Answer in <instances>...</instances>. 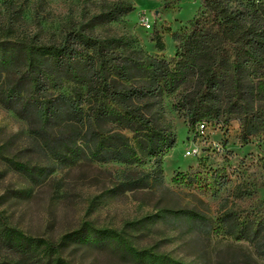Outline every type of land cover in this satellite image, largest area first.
Returning <instances> with one entry per match:
<instances>
[{
	"label": "trees",
	"instance_id": "trees-1",
	"mask_svg": "<svg viewBox=\"0 0 264 264\" xmlns=\"http://www.w3.org/2000/svg\"><path fill=\"white\" fill-rule=\"evenodd\" d=\"M133 11L131 2H116L54 41L0 22V105L28 123L31 138L22 150L29 152L26 158L0 144L9 169L40 186L60 168L115 162L126 166L111 190L116 195L168 189L162 157L177 136L166 118L161 78L130 37L95 34ZM188 24L172 34L176 52L163 66L162 79L176 93L175 110L193 127H226L236 119L240 141H250L264 132V0H200ZM153 38L163 51L158 31ZM150 161V170L141 167ZM200 173H178L176 180L198 185ZM210 179L227 184L220 169ZM223 210L221 231L252 251L219 254L216 264L264 261V207L242 214L227 201ZM168 229L211 244L217 227L202 210L167 206L126 220L121 231L86 221L54 240L26 233L0 210V264H74L63 252L76 244L131 264H196L159 250L157 243L137 242L156 235L167 242Z\"/></svg>",
	"mask_w": 264,
	"mask_h": 264
},
{
	"label": "rangeland",
	"instance_id": "rangeland-1",
	"mask_svg": "<svg viewBox=\"0 0 264 264\" xmlns=\"http://www.w3.org/2000/svg\"><path fill=\"white\" fill-rule=\"evenodd\" d=\"M116 2H131L134 11L115 22L100 25L95 34L130 37L140 57L149 62L151 70L161 78L166 118L177 136L175 146L162 157L168 189L116 195L111 190L119 171L126 166L115 162H88L60 168L50 180L36 186L9 169L0 158V210L11 224L26 233L57 240L86 221L121 231L126 220L152 214L159 207L195 208L215 220L217 229L212 234L211 244L171 229L167 230V235L171 236L167 242H161L160 235L137 242L141 245L157 243L159 250L196 264H216L219 254L225 256L230 251L251 252L247 244H237L224 235L219 218L227 201L242 214L264 207V132L242 143L239 121L233 119L226 127L207 124L201 133L197 125L189 126L175 110L176 93L162 79L164 63L176 52L177 42L172 34L189 25L199 11L200 0H0V22L13 24L20 32L39 35L44 41H54L69 28L83 25ZM155 31L165 42L163 51L156 46ZM30 143L28 123L0 105V144L8 153L26 158L29 152L22 150ZM193 148H199L197 156L188 155V150ZM33 158L43 160L36 153ZM152 162L141 167L150 170ZM217 169L226 174L224 186L210 179ZM191 170L201 171L203 183L176 180L178 173ZM63 253L74 264H131L109 252L77 244Z\"/></svg>",
	"mask_w": 264,
	"mask_h": 264
},
{
	"label": "built area",
	"instance_id": "built-area-1",
	"mask_svg": "<svg viewBox=\"0 0 264 264\" xmlns=\"http://www.w3.org/2000/svg\"><path fill=\"white\" fill-rule=\"evenodd\" d=\"M206 128V125H203V126H198V130L203 133L204 129ZM200 153V150L199 148H193V149H190L188 150V155L189 156H197V154Z\"/></svg>",
	"mask_w": 264,
	"mask_h": 264
}]
</instances>
